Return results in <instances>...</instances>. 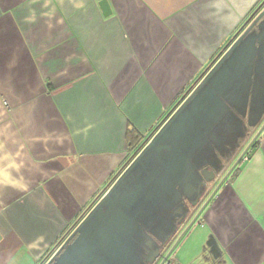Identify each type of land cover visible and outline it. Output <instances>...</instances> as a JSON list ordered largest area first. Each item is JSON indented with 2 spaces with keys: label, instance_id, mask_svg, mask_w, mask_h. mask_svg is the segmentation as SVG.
<instances>
[{
  "label": "crops",
  "instance_id": "crops-1",
  "mask_svg": "<svg viewBox=\"0 0 264 264\" xmlns=\"http://www.w3.org/2000/svg\"><path fill=\"white\" fill-rule=\"evenodd\" d=\"M263 3L0 0V264H42L51 254L52 264H144L142 251L134 242L126 245L123 234L120 244L107 248L108 242L95 240L94 226L76 232ZM247 66L244 78L252 69ZM233 91L226 105L236 117ZM244 96L250 114L240 134L248 122L247 144L255 102L264 111V85L246 88ZM234 122L223 123L209 141L220 160L226 159L225 144L237 142ZM263 124L262 116L244 156L245 145L220 170L206 167L210 181L195 206L202 207L184 220L193 224L197 216L196 226L190 224L175 248L173 264H264ZM151 200L117 199L104 209L129 232L134 227L136 239L149 237L158 246L171 232L173 207ZM105 234L103 241L111 238ZM109 254L117 259L109 261Z\"/></svg>",
  "mask_w": 264,
  "mask_h": 264
},
{
  "label": "water",
  "instance_id": "water-1",
  "mask_svg": "<svg viewBox=\"0 0 264 264\" xmlns=\"http://www.w3.org/2000/svg\"><path fill=\"white\" fill-rule=\"evenodd\" d=\"M100 6L103 9L105 15L111 13L107 1H103ZM263 18H264V10L260 12L257 18L239 37L238 35L236 36L235 43L231 46V48L226 52L225 55L223 53L220 55L221 59L211 70V72L206 76V78L203 80L200 86L190 95V97L186 100V102L163 126V128H161L158 134L154 136L152 135L145 142V144L142 146L139 152L136 153L135 155L136 158L133 164L121 176V178L117 180V182L109 190L107 195L100 201V203L97 204L94 211L78 228L76 232L77 234L80 232L84 234V231H87L91 226H94L93 229L91 230L95 231L94 232L96 233L95 238L97 240H100L101 242H108L106 246L107 248H110L109 247L111 245L110 242L116 243V241L122 239L121 234H123V237L125 233H127L128 235L130 234L132 235L133 231L129 232L130 230L129 225L128 224L122 225L120 222L115 223V219H113L112 213L110 212L111 206L112 204H114L113 201H117V199L112 198V196L116 193L121 195L122 197L120 199L121 201H127V202H132V201L139 202L140 200L153 199L151 200L153 205L158 206L159 203H165L166 205L163 206L166 207H172V202H173L175 207V212L173 211L174 209L173 208L171 210L174 218L172 220V224H173L172 230L166 239L161 240L160 245L155 246L154 240L150 239L149 237H147L148 239L147 238L145 239L140 238V240L136 239L134 237L135 235H137L136 231H135V235L133 236L134 238L133 242L134 244H136V247H138V251L140 250L142 251L141 257L144 264H154L155 260L158 258L162 250V246H165L167 244L170 236L177 229L178 224L183 223L188 216V207L186 206V204H184V201L187 200L191 206H193V202L196 201L195 203L196 206L198 204L199 199L202 197V194L204 192V186L210 180L206 175V170L204 172L203 170L200 171L193 170L191 176H189L187 174V171L185 170L186 173L184 172V174H186L185 175L186 179L184 177H181L178 180L179 185H177V189L175 190V193L178 194V196L176 197L177 202H174L173 199H171L166 193H164V190H160L158 193H155L152 190L151 185L148 184L150 182V179H148V175L153 173L152 178H154L155 175L156 176L159 175V173H157L158 175L156 173L154 175L155 166L158 164L157 160H160L162 158V154L164 152L169 154L173 153V150L175 148V146L173 145L174 138L177 136V134L182 132V130H180L179 127H181V129L182 127H188V126L203 127L204 123L208 124L209 121L213 122L212 124H210L211 127L208 128L207 132L205 133L200 132L199 134L200 136H197L198 137L197 142L200 143L198 149V153H199L201 151L204 152L208 150L207 144L210 143L209 141L211 137L222 129L223 123H225L228 120H231L233 122L235 121L234 123L235 125H237V121H238L237 116L233 117L232 113L229 112L226 105L227 103H229V100L231 98L233 99V97L235 96L234 95L235 92L233 90H236L237 78L239 76H242L243 75L242 73L244 72L242 70V72L239 73V65L237 63L238 61L237 50L241 45H245V52L251 50L252 46L256 41L252 40V38L251 40H249L251 37L250 35L254 31V29L258 26L260 21L263 20ZM258 28L260 30L262 29L263 31L259 38H261V40L263 39L264 41V28L262 26H259ZM257 37L258 36H256L255 39H257ZM257 60L258 59L256 56H254V58H251V61L248 64L247 68L252 65L251 70L253 71V65L256 63ZM225 73H234L233 76L237 75V77H234L232 81H230L229 83L222 85L219 82V79L222 76H224ZM198 108L200 109V111H198ZM254 117H259L255 120V122L260 119V115L258 114H253V119ZM190 131H191L190 134H188L185 131L182 134V136L185 137L192 135V133H195V131L193 130ZM194 136L196 135L193 134V137ZM252 143L250 145H252ZM146 144L147 146H145ZM150 152H152L153 154L146 163L148 165H151L152 162H155V165L152 172L149 173L147 171L150 170L148 165L145 163L141 165V162L147 157V155ZM137 168L138 170H136ZM160 176L163 178L162 175ZM201 178H203L204 181H202ZM126 184L129 190L126 192L125 191L121 192V189L124 186H126ZM139 186L145 187V190L142 193L138 192L137 190V187ZM104 206H108L110 209L107 208L105 210ZM98 216H101L102 220L100 219L98 220L99 222H94L93 219H96ZM141 223L145 224L143 221ZM101 233L102 235L103 233L109 235L111 234L110 235L111 238H107V240L103 241L100 238ZM118 243L120 244L119 241ZM107 258L109 261L110 258H112V261L116 260L117 254H109Z\"/></svg>",
  "mask_w": 264,
  "mask_h": 264
},
{
  "label": "rangeland",
  "instance_id": "rangeland-1",
  "mask_svg": "<svg viewBox=\"0 0 264 264\" xmlns=\"http://www.w3.org/2000/svg\"><path fill=\"white\" fill-rule=\"evenodd\" d=\"M259 26H262L264 28V18L262 21H260ZM250 36L251 37L249 40H251V38H252V40L256 41L254 43V45L252 46L251 50L245 52V45H241L239 47V49L237 50V55H238L237 63L239 65V73L242 72V68L245 66V64L248 65L251 58H254V56H256L258 59L256 61V63L253 65V71L250 70L248 72L250 74V76H248L247 78H244L243 76H239L237 78V81H236L237 82V87H236L237 111H236V115H237L238 120L243 119L242 121L236 120L237 125H238L237 126V138H236L237 142L225 144V149L227 151V152H225V158L226 159L220 160V158H218V154L216 152H213V150H215L214 145H216V144L208 143L207 144L208 150H206L204 152L201 151L198 153L200 143L197 142V139H198L197 136H200L199 135L200 132L201 133L207 132L208 128L211 127L210 124H212L213 122L209 121L208 124L204 123L203 127H201V126L200 127L188 126V127H182V129H181V127H179L180 130H182V132L177 134V136L174 138L173 145L175 146V148L173 150V153L169 154V153L164 152L162 154V158L160 160H157L158 164L155 166V169H154L155 162H152L151 165H148L146 163L149 160V158H151V156L153 154L152 152H150L147 155V157L141 162V165H143L144 163L148 165L150 170H147V171L149 173L152 172L153 169H154V175H155V173L156 174L159 173V175L158 174H157L158 176L155 175L154 178H152L153 173L148 175V179H150V182L148 184L151 185L152 190L155 193H158L160 190H164V193H166L171 199H173L174 202H177L176 197L178 196V194L175 193V190L177 189V185H179L178 180L181 177H184L186 179V176H185L186 174H184L185 170L187 171V174L189 176L192 175L193 170H196V171L203 170V172H204L206 170V167H208V166H212V167L218 168V170H220L222 167H224L225 162L227 160H229L230 156H232V154H234L235 152H239V148L242 147L243 145H245V148L241 152V154L239 155V158L242 157V155L244 156V154L248 151L249 146L251 147L250 144L254 141V139L257 137V135L261 131L260 128H257L255 125V123H256L255 120L259 117H254V124L252 127V131H254L255 134L254 133L252 134V136L253 135L254 136L252 137L250 142H248L247 144H244L249 139L248 137H250V135H251V127L248 125V122H246V126L243 128L242 133L240 134V130H241L240 126L244 122L245 118L246 117L248 118V116L250 114L249 104H244L245 89L254 87V84H257V85L263 84L264 85V42H261V38L255 39V37L257 36V29L254 30ZM247 42H249V41H247ZM256 90H258V89H256ZM258 95H260L259 91H258ZM258 95H257V93H255L254 99H256L258 97ZM257 103L255 102V104L253 105V108H255V110H254V112H252V114H258V115H260V118H262V116L264 117V111H260L262 106L258 105ZM245 107L247 108V111L244 110ZM250 122H253V118ZM263 126H264V124H263ZM190 130L195 131V133H192V135L185 136V137L182 136V134L185 131L188 134H190V132H191ZM193 134L196 136L193 137ZM238 135H240V137ZM220 152H222V151H220ZM238 159H237V161H238ZM136 170H138V168ZM160 175H162L163 178ZM130 187H132V186H130ZM128 190H129V188L126 184V186H124L121 189V192H124V191L126 192ZM135 190H136V188H135ZM137 190H138V192L142 193L145 190V187L139 186V187H137ZM112 198L121 199L122 197H121V195L116 193L112 196ZM195 203H196V201L193 202V206H191V207L194 208ZM172 207L174 208L173 211L175 212V207H174L173 202H172ZM194 220H192V222ZM143 222H146V221L143 220ZM190 224H191V222L188 224H187V222H185V223L183 222L181 224H178L177 229L174 231V233L169 238V242H168L169 245L168 244L167 245L170 246V244L173 243V245L175 244L176 248H177L178 245L183 240V238L192 229L191 226L193 224H194L193 225L194 227L196 226V222H193V224L191 226H190ZM134 226H136V225H134ZM171 230H172V228L169 230V232ZM134 233H135L134 229H133L132 235H128L127 233H125L124 239L122 241L126 245L133 243ZM168 235L169 234H167V236ZM167 236H163V239H166ZM95 240H97V239H95ZM138 240H140V239L138 238ZM195 245L196 244H194V245L191 244V247L194 251H195ZM207 245L209 246V244H207ZM207 245H206V247L208 248ZM124 248L126 249V247H124ZM164 254H167V251Z\"/></svg>",
  "mask_w": 264,
  "mask_h": 264
},
{
  "label": "trees",
  "instance_id": "trees-1",
  "mask_svg": "<svg viewBox=\"0 0 264 264\" xmlns=\"http://www.w3.org/2000/svg\"><path fill=\"white\" fill-rule=\"evenodd\" d=\"M263 8H264V3L254 12V14L251 16V18H249L248 20H247V22L245 23V25H244V27L238 32V37L245 31V29L247 28V26L250 24V23H252L256 18H257V16L260 14V12L263 10ZM235 40H236V38H235ZM235 40H233V42L235 41ZM233 42H232V44H233ZM230 46H228V48H229ZM227 48V49H228ZM226 49V50H227ZM225 50V51H226ZM225 51L224 52H222L223 54L225 53ZM156 134V132L153 134V136ZM141 137H143V136H141ZM144 143V139L142 138V141L140 142V144H139V147L142 145ZM148 144V143H147ZM146 144V145H147ZM145 145V146H146ZM144 146V147H145ZM116 181V180H115ZM114 180H113V182H111L110 183V185L108 186V189H110V187L113 185V183L115 182ZM107 191V190H106ZM105 191V192H106ZM104 192V193H105ZM104 193L98 198V200H96V202L89 208V210H88V212L90 211V210H92L93 209V207L96 205V203L100 200V198L104 195ZM87 212V213H88ZM85 217V216H84ZM83 217V218H84ZM83 218L80 220V221H82L83 220ZM80 221L78 222V224L80 223ZM77 224V225H78ZM77 235V234H76ZM75 235V236H76ZM73 238H74V236H73ZM73 238H71V240L69 241V242H71L72 240H73ZM58 249V248H57ZM56 251V250H55ZM52 256V254L48 257V258H46V260H44V262L42 263V264H52L53 263V261H54V258H52L51 257Z\"/></svg>",
  "mask_w": 264,
  "mask_h": 264
},
{
  "label": "flooded vegetation",
  "instance_id": "flooded-vegetation-1",
  "mask_svg": "<svg viewBox=\"0 0 264 264\" xmlns=\"http://www.w3.org/2000/svg\"><path fill=\"white\" fill-rule=\"evenodd\" d=\"M209 198H210V196L207 198V199H205V201H204V203H206L208 200H209ZM203 203V204H204ZM188 206V212L190 211V215H192V212L195 210V209H197L196 210V213L201 209V207H202V205L200 206V207H191V205L190 204H188L187 205ZM195 213V214H196ZM192 225V224H191ZM168 245H169V243H168ZM167 244L164 246V248H162V250H161V252H160V254H159V256H158V258L155 260V262H154V264H156L157 263V261H159L160 262V264H173V260H174V257H173V252H174V250H175V248H176V245L174 244V245H171V247L170 246H168ZM168 249V250H167ZM167 251V254H164L165 252ZM216 262V261H215Z\"/></svg>",
  "mask_w": 264,
  "mask_h": 264
}]
</instances>
